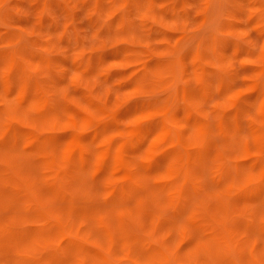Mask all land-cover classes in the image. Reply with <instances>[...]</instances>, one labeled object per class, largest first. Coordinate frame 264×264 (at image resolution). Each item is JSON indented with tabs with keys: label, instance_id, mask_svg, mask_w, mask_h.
<instances>
[{
	"label": "rangeland",
	"instance_id": "374dc122",
	"mask_svg": "<svg viewBox=\"0 0 264 264\" xmlns=\"http://www.w3.org/2000/svg\"><path fill=\"white\" fill-rule=\"evenodd\" d=\"M0 264H264V0H0Z\"/></svg>",
	"mask_w": 264,
	"mask_h": 264
}]
</instances>
